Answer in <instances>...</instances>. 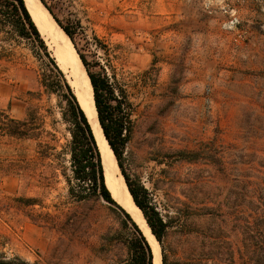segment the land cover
Here are the masks:
<instances>
[{
    "label": "rangeland",
    "instance_id": "obj_1",
    "mask_svg": "<svg viewBox=\"0 0 264 264\" xmlns=\"http://www.w3.org/2000/svg\"><path fill=\"white\" fill-rule=\"evenodd\" d=\"M72 4L104 46L87 60L131 105L121 165L170 220L166 264H264V0ZM2 38L0 121L38 117L34 137L0 131V259L126 264L123 219L67 193L70 135L44 60Z\"/></svg>",
    "mask_w": 264,
    "mask_h": 264
},
{
    "label": "trees",
    "instance_id": "obj_2",
    "mask_svg": "<svg viewBox=\"0 0 264 264\" xmlns=\"http://www.w3.org/2000/svg\"><path fill=\"white\" fill-rule=\"evenodd\" d=\"M38 1L68 37L78 54L92 87L97 119L103 136L116 159L135 206L142 213L151 234L161 246L166 230L171 227L170 220H164L152 207L144 188L132 182L124 174L121 165L122 149L130 133L131 105L124 97L122 89H118L120 96L118 98L117 88L110 83L105 69L98 64L94 66L84 54L85 49L91 45L97 49H104L102 42L93 33L90 37L88 36L82 24V18L78 17V10L73 12V0ZM0 34L3 35L4 41L27 42L34 56L41 62L44 60L45 71L42 73V85L47 93L57 97L62 120L67 124L70 135L68 155L71 175L68 177L63 174L69 197L79 203L102 201L112 207L113 211L123 219L121 224L127 231L126 264H152V252L142 233L131 218L111 199L105 186L101 157L91 127L70 85L50 56L23 0H0ZM37 117L35 109H28L23 121L3 116L0 121V131L18 139L34 137ZM181 157L185 159L183 153ZM161 261L162 264H166L162 247ZM0 264L26 263L0 259Z\"/></svg>",
    "mask_w": 264,
    "mask_h": 264
},
{
    "label": "bare ground",
    "instance_id": "obj_3",
    "mask_svg": "<svg viewBox=\"0 0 264 264\" xmlns=\"http://www.w3.org/2000/svg\"><path fill=\"white\" fill-rule=\"evenodd\" d=\"M24 1L50 56L70 85L91 127L102 158L104 182L110 196L124 209L144 236L152 250V264H160V247L152 236L142 213L135 206L115 157L103 137L94 108L92 87L78 54L68 37L38 0Z\"/></svg>",
    "mask_w": 264,
    "mask_h": 264
},
{
    "label": "water",
    "instance_id": "obj_4",
    "mask_svg": "<svg viewBox=\"0 0 264 264\" xmlns=\"http://www.w3.org/2000/svg\"><path fill=\"white\" fill-rule=\"evenodd\" d=\"M23 2H24V5H25V8H26V10H27V12H28V9H27V6H26V3H25V1L23 0ZM31 2V1H30ZM41 4V3H40ZM28 14H29V12H28ZM29 16H30V14H29ZM31 17V16H30ZM31 20H32V22H33V24L35 25V27H36V24L34 23V21H33V19H32V17H31ZM36 29H37V27H36ZM83 66V65H82ZM89 79V78H88ZM92 95H93V91H92ZM93 103H94V99H93ZM94 108H95V105H94ZM95 112H96V109H95ZM96 116H97V112H96ZM101 128V127H100ZM103 134V133H102ZM104 137V136H103ZM105 139V138H104ZM100 153V152H99ZM100 157H101V155H100ZM101 162H102V158H101ZM103 166V165H102ZM103 172H104V169H103ZM109 192V191H108ZM110 194V193H109ZM111 199H112V197H111ZM113 200V199H112ZM114 201V200H113ZM121 210H123L124 211V209L122 208V207H120V205H118L117 203H115ZM125 212V211H124ZM126 213V212H125ZM127 214V213H126ZM149 228V227H148ZM153 236V235H152ZM144 237V236H143ZM157 242V241H156ZM158 244V243H157ZM159 246V245H158ZM151 252H152V250H151ZM152 258H153V254H152ZM160 264H162V262H161V252H160Z\"/></svg>",
    "mask_w": 264,
    "mask_h": 264
}]
</instances>
